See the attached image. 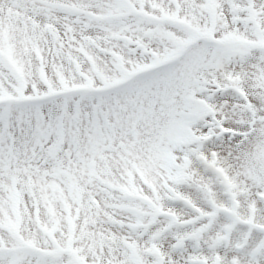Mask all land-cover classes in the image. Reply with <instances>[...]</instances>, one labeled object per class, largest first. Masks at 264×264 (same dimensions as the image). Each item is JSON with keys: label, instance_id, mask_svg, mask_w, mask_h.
Returning <instances> with one entry per match:
<instances>
[{"label": "snow or ice", "instance_id": "snow-or-ice-1", "mask_svg": "<svg viewBox=\"0 0 264 264\" xmlns=\"http://www.w3.org/2000/svg\"><path fill=\"white\" fill-rule=\"evenodd\" d=\"M0 264H264V0H0Z\"/></svg>", "mask_w": 264, "mask_h": 264}]
</instances>
